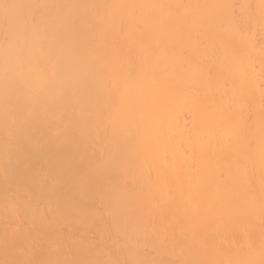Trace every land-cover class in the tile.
I'll return each mask as SVG.
<instances>
[{"label": "bare ground", "instance_id": "obj_1", "mask_svg": "<svg viewBox=\"0 0 264 264\" xmlns=\"http://www.w3.org/2000/svg\"><path fill=\"white\" fill-rule=\"evenodd\" d=\"M205 1L0 0V264H264V85Z\"/></svg>", "mask_w": 264, "mask_h": 264}, {"label": "rangeland", "instance_id": "obj_2", "mask_svg": "<svg viewBox=\"0 0 264 264\" xmlns=\"http://www.w3.org/2000/svg\"><path fill=\"white\" fill-rule=\"evenodd\" d=\"M204 4L220 17L219 21L216 18L211 20L210 30L215 32L224 23L229 39L227 56L219 58V75L223 77L221 73L236 72L242 61L247 60L253 66L240 69L234 81L258 80L264 85V7L260 0H206ZM234 45H241L245 55L235 56Z\"/></svg>", "mask_w": 264, "mask_h": 264}, {"label": "snow or ice", "instance_id": "obj_3", "mask_svg": "<svg viewBox=\"0 0 264 264\" xmlns=\"http://www.w3.org/2000/svg\"><path fill=\"white\" fill-rule=\"evenodd\" d=\"M261 6L264 7V0H260Z\"/></svg>", "mask_w": 264, "mask_h": 264}]
</instances>
